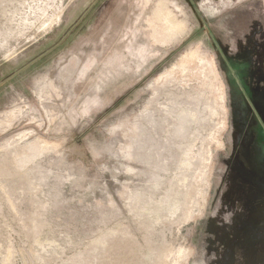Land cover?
I'll return each instance as SVG.
<instances>
[{
    "label": "rangeland",
    "instance_id": "374dc122",
    "mask_svg": "<svg viewBox=\"0 0 264 264\" xmlns=\"http://www.w3.org/2000/svg\"><path fill=\"white\" fill-rule=\"evenodd\" d=\"M262 127L264 0H0V264H264Z\"/></svg>",
    "mask_w": 264,
    "mask_h": 264
},
{
    "label": "bare ground",
    "instance_id": "6f19581e",
    "mask_svg": "<svg viewBox=\"0 0 264 264\" xmlns=\"http://www.w3.org/2000/svg\"><path fill=\"white\" fill-rule=\"evenodd\" d=\"M162 3H163V1H162ZM163 5V4H162ZM164 11L161 9V8H156L155 10H154V14H155V19H152L153 20V23L155 24V25H157L160 21V26H161V28H163V19H164ZM173 19V18H172ZM175 23H177V21L175 22ZM153 24V25H154ZM150 25H152V24H150ZM158 27V26H157ZM170 27V26H169ZM160 28V29H161ZM165 28V27H164ZM156 29V28H155ZM170 29H172V28H170ZM162 30V29H161ZM169 30V29H168ZM175 32V31H174ZM149 33V32H148ZM166 33V32H165ZM169 34V33H168ZM175 34V33H174ZM159 43H160V40L158 39L157 40Z\"/></svg>",
    "mask_w": 264,
    "mask_h": 264
},
{
    "label": "crops",
    "instance_id": "0c3cea01",
    "mask_svg": "<svg viewBox=\"0 0 264 264\" xmlns=\"http://www.w3.org/2000/svg\"><path fill=\"white\" fill-rule=\"evenodd\" d=\"M262 128H264V127H262Z\"/></svg>",
    "mask_w": 264,
    "mask_h": 264
}]
</instances>
